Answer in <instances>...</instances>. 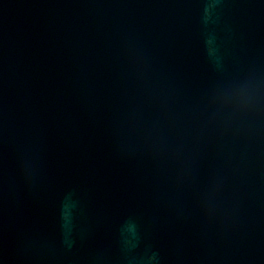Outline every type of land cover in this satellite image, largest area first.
I'll return each instance as SVG.
<instances>
[{
	"label": "water",
	"instance_id": "water-1",
	"mask_svg": "<svg viewBox=\"0 0 264 264\" xmlns=\"http://www.w3.org/2000/svg\"><path fill=\"white\" fill-rule=\"evenodd\" d=\"M0 264H264V0H0Z\"/></svg>",
	"mask_w": 264,
	"mask_h": 264
}]
</instances>
